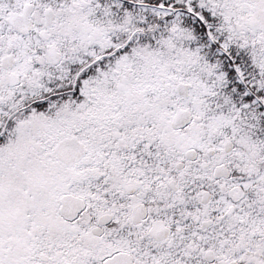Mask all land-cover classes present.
Here are the masks:
<instances>
[{
    "label": "snow or ice",
    "instance_id": "snow-or-ice-1",
    "mask_svg": "<svg viewBox=\"0 0 264 264\" xmlns=\"http://www.w3.org/2000/svg\"><path fill=\"white\" fill-rule=\"evenodd\" d=\"M0 264H264V0H0Z\"/></svg>",
    "mask_w": 264,
    "mask_h": 264
}]
</instances>
